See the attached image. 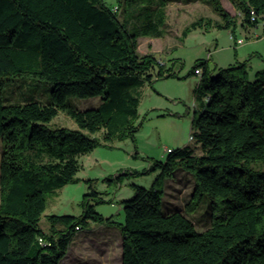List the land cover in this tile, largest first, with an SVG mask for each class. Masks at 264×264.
I'll return each instance as SVG.
<instances>
[{"label":"trees","instance_id":"1","mask_svg":"<svg viewBox=\"0 0 264 264\" xmlns=\"http://www.w3.org/2000/svg\"><path fill=\"white\" fill-rule=\"evenodd\" d=\"M170 1L0 0V264H60L76 231L104 223L85 199L80 217L48 216L51 232L39 227L46 196L77 182L80 156L136 132L130 119L138 99L131 89L138 78L175 77L166 62L138 53L139 38L164 36ZM229 1L237 16L209 0L221 21L200 18L181 37L217 27L235 38L238 16L244 29L263 19L264 0ZM209 61L198 60L190 72L201 73L195 90L200 110L192 124L200 153L169 149L164 162L149 167L161 179L177 170L189 173L190 199L184 211L168 208L156 183L133 185L119 224L122 264H264V69L250 79L246 63L217 69ZM19 76L52 83L50 103L4 105L3 87ZM118 78L109 93V81ZM71 97L103 103L80 111L69 104ZM59 112L78 129H49ZM101 132L102 140L96 138ZM205 199L212 221L198 232L188 207Z\"/></svg>","mask_w":264,"mask_h":264},{"label":"rangeland","instance_id":"2","mask_svg":"<svg viewBox=\"0 0 264 264\" xmlns=\"http://www.w3.org/2000/svg\"><path fill=\"white\" fill-rule=\"evenodd\" d=\"M107 1L113 3L114 0ZM187 1L171 0L167 5L162 38L138 40V53L141 56L153 54L159 61L166 62V69L171 68L175 77L154 79L151 83L143 77L138 78L140 83L131 89L138 99L137 116L130 119L136 132L122 140L113 139L80 156L77 182L46 196L47 207L39 223L45 233L51 232L48 216L78 218L83 213L85 199L105 219L103 224L89 223L82 231H76L60 264H121L119 224L124 221L123 201L133 197V185L149 189L156 183L164 191L162 202L167 201L184 211L194 187L192 176L177 170L173 178L161 179L159 171H149V167L154 161L164 162L168 149L188 147L196 154L200 153L196 141L189 139L194 132L193 119L198 117L200 110L195 99L199 76L190 74L198 60L210 59L209 67L217 69L246 63L250 79L264 69V59L258 55L264 52V37L256 39V35L263 36L262 28L259 27V32L254 27L244 29L241 16H238L234 29L235 38L245 42L241 46H235L230 37L231 30L217 27L198 28L182 38V31L200 18L221 21L209 0ZM219 2L231 16H237L229 0ZM118 81L119 78L109 81V93L117 87ZM52 88L50 82L32 76H19L3 87L1 96L4 105L30 102L47 105ZM68 102L80 111L97 109L103 103L100 97H71ZM46 126L52 130L78 129L76 123L63 112H59ZM102 137L103 132L96 135L100 140ZM1 147L0 138V151ZM93 192L96 193L94 197H86ZM191 208L188 207V217L194 222L196 230H207L212 221L208 200Z\"/></svg>","mask_w":264,"mask_h":264},{"label":"crops","instance_id":"3","mask_svg":"<svg viewBox=\"0 0 264 264\" xmlns=\"http://www.w3.org/2000/svg\"><path fill=\"white\" fill-rule=\"evenodd\" d=\"M237 14H239L238 12H236ZM259 27H261L262 28V31H263V36H260V35H256L257 37H256V39L258 40V39H261L262 37H264V18L260 21V23L256 26V27H254L255 29H257L258 30V32L260 31L259 29ZM259 34V33H258ZM230 37H231V39L232 40H234L235 41V46L236 45H243L245 42H244V40H242V39H236V38H233L231 35H230ZM239 40H242V43L241 44H239L238 43V41ZM241 49H243V48H241ZM258 55L262 58V59H264V52H261V53H258ZM164 204H165V207H168V208H173V207H177L178 208V206H176V205H173V204H171V203H168L167 201L166 202H164ZM121 249H122V247H121ZM121 264H122V250H121Z\"/></svg>","mask_w":264,"mask_h":264},{"label":"built area","instance_id":"4","mask_svg":"<svg viewBox=\"0 0 264 264\" xmlns=\"http://www.w3.org/2000/svg\"><path fill=\"white\" fill-rule=\"evenodd\" d=\"M250 16H251V21H254L256 18H258L257 15H256V13H255V11H254L253 8H251V7H250ZM263 18H264V16H263ZM238 43L241 44V43H242V40H239ZM208 56H210V55H208ZM160 63H161V64H164V63L161 62V61H160ZM196 73H197L199 76L201 75V73H200L199 71H197ZM189 139H190V140H193L192 136H190ZM167 151H169V149H168ZM76 229H77V228H76Z\"/></svg>","mask_w":264,"mask_h":264}]
</instances>
